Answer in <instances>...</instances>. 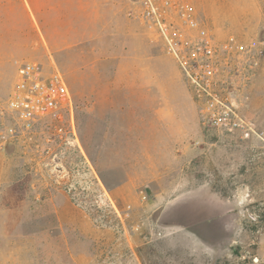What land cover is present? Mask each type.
Returning <instances> with one entry per match:
<instances>
[{"label": "rangeland", "instance_id": "1", "mask_svg": "<svg viewBox=\"0 0 264 264\" xmlns=\"http://www.w3.org/2000/svg\"><path fill=\"white\" fill-rule=\"evenodd\" d=\"M139 1L0 0V101L27 61L75 100L0 122V264L264 255V0H169L165 31Z\"/></svg>", "mask_w": 264, "mask_h": 264}, {"label": "built area", "instance_id": "2", "mask_svg": "<svg viewBox=\"0 0 264 264\" xmlns=\"http://www.w3.org/2000/svg\"><path fill=\"white\" fill-rule=\"evenodd\" d=\"M173 4L169 0H140L139 10L157 28L165 31L172 26L167 13ZM165 37L171 43L169 35ZM74 111L73 93L57 64L53 62L46 70L37 61H27L17 69L9 97L0 101V122L12 118L21 131L30 132L39 122L52 116L70 115L74 123ZM11 131L16 130L13 128ZM253 263L264 264V255L256 256Z\"/></svg>", "mask_w": 264, "mask_h": 264}, {"label": "bare ground", "instance_id": "3", "mask_svg": "<svg viewBox=\"0 0 264 264\" xmlns=\"http://www.w3.org/2000/svg\"><path fill=\"white\" fill-rule=\"evenodd\" d=\"M172 45V44H171ZM174 50H175V48H174ZM176 51V50H175Z\"/></svg>", "mask_w": 264, "mask_h": 264}]
</instances>
